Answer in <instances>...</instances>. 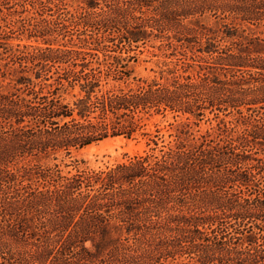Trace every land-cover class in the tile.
I'll return each mask as SVG.
<instances>
[{"label":"trees","instance_id":"trees-1","mask_svg":"<svg viewBox=\"0 0 264 264\" xmlns=\"http://www.w3.org/2000/svg\"><path fill=\"white\" fill-rule=\"evenodd\" d=\"M57 1L53 20L12 22L46 48L0 33V264H264V0H80L78 21ZM51 4L0 0V17L10 29L7 16ZM75 23L98 45L166 41L208 58L129 82L119 58L60 44ZM208 115L217 125L200 135ZM157 117L173 119L168 142L149 131ZM136 135L143 155L64 171Z\"/></svg>","mask_w":264,"mask_h":264},{"label":"rangeland","instance_id":"rangeland-1","mask_svg":"<svg viewBox=\"0 0 264 264\" xmlns=\"http://www.w3.org/2000/svg\"><path fill=\"white\" fill-rule=\"evenodd\" d=\"M45 2L53 3L49 5V7L53 8V12L48 11L45 12L42 16L40 13V10H33L31 6H28L29 12H25L19 16H7L8 23H12L13 21H16L17 19H27L30 20L32 18H36L38 21H42L44 19L53 20V15L55 14L56 8L54 5L58 3L57 0H44ZM63 1L64 6L62 7V13L67 18L77 20L76 17H80L81 7L83 6L82 2L80 0H61ZM13 11V10H12ZM13 12L4 10V14H10ZM4 17L1 15L0 17V33H2V30H6L10 32L11 29H13L15 32L11 31L9 33V36L12 37V39L9 41L10 45L13 47L20 46H33L36 48H46V45L39 41L37 42L35 39H28L27 32L24 35H21V32L18 31V27L12 28H5L6 23L4 20H2ZM78 21V20H77ZM207 24H210L209 26L213 27L215 24V20H209L206 22ZM74 29V37L71 39V37H67L64 41H61L60 44L66 43L69 48H75V49H81L85 52H93L97 53L101 58L103 57H117L119 58L122 63V65L126 66V70L132 71V76L129 79V82H133V78H145V79H153L160 77L161 72L168 71V70H176L179 74H184L185 68H182V66H185V63L190 61V63H194L191 59V57L194 56L193 53H196V49H194L192 46L189 47L187 50H185L186 59L182 55L183 49L179 48L177 44L173 43L174 46L170 48L168 46V43L166 41L159 42V41H153L148 44H134L133 48L131 50H120L116 47L115 43L110 42V39H105L107 37L102 38L101 37V44L98 45L94 41L96 38H100V34L96 31L94 27H88L86 25H77L75 23L74 27L70 28ZM261 31H264V29H261ZM72 33V32H71ZM94 37L93 41L91 40V37ZM81 38V39H79ZM59 40H62V37L59 38ZM73 40L72 42H70ZM79 40H87L89 43H86L83 41L82 43ZM94 42V44H91ZM70 43V44H68ZM118 44V43H116ZM177 47V50H176ZM96 49L98 50H92ZM192 51V52H191ZM195 56L208 58L206 55H202L200 53H196ZM189 59V60H187ZM184 62V65H183ZM178 67H177V65ZM112 84H114L113 81H111ZM121 83V82H120ZM213 119V120H212ZM231 118H228L230 120ZM194 122L195 119H192ZM173 122V119L168 118L166 120H162L161 117L155 118L149 125V131L150 133H154L157 129L155 127V123L160 124V128H162L161 134L164 135V139L166 142L170 141L169 134L174 132V129L169 126L170 123ZM217 125V121L214 120L213 115H208L202 122L199 123L198 127H195V132L199 131L198 134H205L207 131H211L213 127ZM149 148L147 147V138H144L140 135H136L132 139H127L124 137H115L106 139L102 142L95 143L93 145H90L79 152L74 154L75 159L79 160L78 164H72L69 167H65L64 171H72L75 172L76 169L84 170V169H92V170H101V169H107L114 167L118 163L126 162L130 158L136 156V155H143L145 151H147ZM68 164H70V161H67Z\"/></svg>","mask_w":264,"mask_h":264}]
</instances>
